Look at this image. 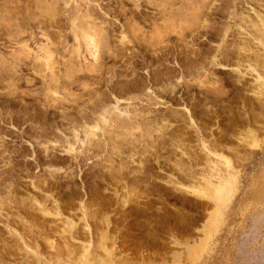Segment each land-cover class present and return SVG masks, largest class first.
<instances>
[{"label": "rangeland", "instance_id": "374dc122", "mask_svg": "<svg viewBox=\"0 0 264 264\" xmlns=\"http://www.w3.org/2000/svg\"><path fill=\"white\" fill-rule=\"evenodd\" d=\"M0 264H264V0H0Z\"/></svg>", "mask_w": 264, "mask_h": 264}, {"label": "bare ground", "instance_id": "6f19581e", "mask_svg": "<svg viewBox=\"0 0 264 264\" xmlns=\"http://www.w3.org/2000/svg\"><path fill=\"white\" fill-rule=\"evenodd\" d=\"M192 15V14H191ZM128 26V25H127ZM94 31V30H93ZM89 34V33H88ZM91 35V34H90ZM97 35V34H96ZM93 36V35H92ZM105 36V35H104ZM72 67V66H71ZM231 68V67H230ZM124 103V102H123ZM114 106V105H113ZM116 106V105H115ZM118 106V105H117ZM120 107V106H119ZM118 111V108H116ZM118 113V112H117ZM86 132V130H85ZM93 134V133H92ZM85 135V134H84ZM259 136V135H258ZM258 138V137H257ZM245 140V139H244ZM246 146L248 147V152L246 157L243 158V162L246 164L249 161H251V159L253 157H255V155L257 154V149H258V143L255 140H251L250 143L246 144ZM247 150V149H246ZM259 153V151H258ZM256 159V158H255ZM244 164V165H245ZM231 177V176H230ZM229 177V178H230ZM237 181V180H236ZM234 182V187L232 186ZM231 182V185L228 186L226 184H223L219 189H213L212 191V197L215 201V205H216V212L214 214V219L212 220V225L211 228H213L214 230H217V228L220 226V224L223 222V215H224V211L227 208L228 203L231 202V198L233 196L234 193V189L236 187V182L233 181ZM258 185V184H257ZM257 187V186H256ZM251 190V189H250ZM253 193V192H252ZM262 195V194H261ZM61 222V221H60ZM207 224V223H206ZM207 235V234H206ZM209 235V234H208ZM205 238V236H204ZM206 239V238H205ZM203 240V239H202ZM194 246V245H193ZM199 248V247H197Z\"/></svg>", "mask_w": 264, "mask_h": 264}]
</instances>
